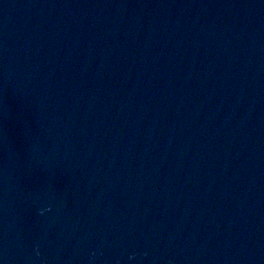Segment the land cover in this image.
Segmentation results:
<instances>
[{"label":"water","instance_id":"water-1","mask_svg":"<svg viewBox=\"0 0 264 264\" xmlns=\"http://www.w3.org/2000/svg\"><path fill=\"white\" fill-rule=\"evenodd\" d=\"M0 264H264V0H0Z\"/></svg>","mask_w":264,"mask_h":264}]
</instances>
